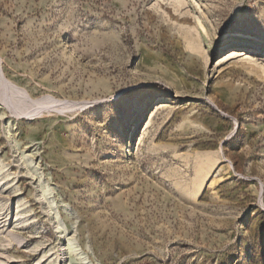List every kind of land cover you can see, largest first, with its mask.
<instances>
[{"label":"rangeland","instance_id":"obj_1","mask_svg":"<svg viewBox=\"0 0 264 264\" xmlns=\"http://www.w3.org/2000/svg\"><path fill=\"white\" fill-rule=\"evenodd\" d=\"M241 3L0 0V264H264Z\"/></svg>","mask_w":264,"mask_h":264},{"label":"snow or ice","instance_id":"obj_2","mask_svg":"<svg viewBox=\"0 0 264 264\" xmlns=\"http://www.w3.org/2000/svg\"><path fill=\"white\" fill-rule=\"evenodd\" d=\"M238 7L247 8L250 15L243 16L237 21L232 35H264V0H255V3L251 7H249V0H242V3ZM226 22L227 20L224 24ZM217 39H219V31Z\"/></svg>","mask_w":264,"mask_h":264},{"label":"bare ground","instance_id":"obj_3","mask_svg":"<svg viewBox=\"0 0 264 264\" xmlns=\"http://www.w3.org/2000/svg\"><path fill=\"white\" fill-rule=\"evenodd\" d=\"M260 68L261 69H263L264 70V68L262 67V66H260ZM13 88H15V87H13ZM16 90H19V89H17V88H15ZM11 90V89H10ZM16 93H18V95L20 94V90L19 91H17ZM63 206V207H62ZM61 207L63 208V210L65 209H68V207L66 206V205H62ZM68 211V210H67ZM66 212V211H65ZM68 213V212H67ZM74 225H75V223H74ZM76 241H75V236L73 235V236H71V237H69L68 238V248L69 249H71V250H74V251H76L77 250V246H76ZM61 255H63V254H61ZM63 257V256H62ZM61 257V263L60 264H66L65 263V260H64V258H62Z\"/></svg>","mask_w":264,"mask_h":264}]
</instances>
